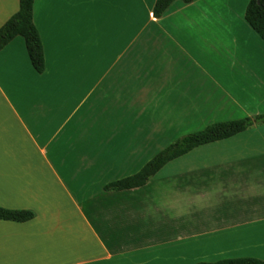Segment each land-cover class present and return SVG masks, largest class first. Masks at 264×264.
<instances>
[{"label":"crops","instance_id":"crops-1","mask_svg":"<svg viewBox=\"0 0 264 264\" xmlns=\"http://www.w3.org/2000/svg\"><path fill=\"white\" fill-rule=\"evenodd\" d=\"M34 0L45 68L0 51V264L264 261V123L106 191L179 138L264 115L249 0ZM19 0H0V28Z\"/></svg>","mask_w":264,"mask_h":264},{"label":"trees","instance_id":"trees-1","mask_svg":"<svg viewBox=\"0 0 264 264\" xmlns=\"http://www.w3.org/2000/svg\"><path fill=\"white\" fill-rule=\"evenodd\" d=\"M173 1L156 0L153 7V15L160 17ZM184 1L191 2L192 0ZM33 3L34 0H19V10L0 28V37L6 38V42H3L0 51L15 37H22L33 68L41 74L45 68V61L40 36L33 23ZM245 20L261 39L264 40V0H249L245 11ZM256 123H264V115L255 118L215 123L201 131L187 134L157 154L139 172L107 185L105 190L120 191L141 187L168 162L187 154L201 145L232 137L249 129ZM34 217V212L30 210H12L0 207L1 221L22 223ZM196 264H264V261L256 258H235L216 262H199Z\"/></svg>","mask_w":264,"mask_h":264},{"label":"snow or ice","instance_id":"snow-or-ice-1","mask_svg":"<svg viewBox=\"0 0 264 264\" xmlns=\"http://www.w3.org/2000/svg\"><path fill=\"white\" fill-rule=\"evenodd\" d=\"M61 3L75 2V0H59ZM3 42H6V38L0 37V47L3 46Z\"/></svg>","mask_w":264,"mask_h":264}]
</instances>
